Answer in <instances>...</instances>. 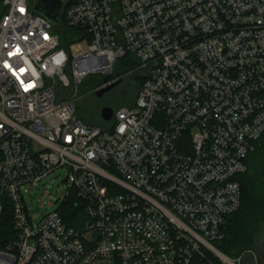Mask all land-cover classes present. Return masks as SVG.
<instances>
[{"label":"built area","instance_id":"1","mask_svg":"<svg viewBox=\"0 0 264 264\" xmlns=\"http://www.w3.org/2000/svg\"><path fill=\"white\" fill-rule=\"evenodd\" d=\"M33 8L0 0V264H242L217 244L264 141V0H65L60 24L83 32L68 49ZM126 56L135 104L85 124L62 95L116 82ZM60 170L63 205L37 221L23 190Z\"/></svg>","mask_w":264,"mask_h":264},{"label":"trees","instance_id":"2","mask_svg":"<svg viewBox=\"0 0 264 264\" xmlns=\"http://www.w3.org/2000/svg\"><path fill=\"white\" fill-rule=\"evenodd\" d=\"M55 28L61 34L62 46L66 49L71 44L80 41L83 35V32L70 29L62 24ZM128 59L133 60L132 57L126 56L118 62L112 77V79H119L120 84L124 81L123 79L130 78V73L137 66L135 61H132L131 64L126 63ZM135 80V83L142 81L138 72H135ZM100 85L101 82H96L92 87L94 96H96V90ZM139 85L141 86V82ZM101 122L103 124L102 120ZM247 165L248 172L237 178L242 190L241 208L226 218L222 226L224 238L217 244L223 254L233 259L254 253L260 238L264 247V237H261L264 230V141L258 146L256 152L248 157ZM62 215L70 227L83 231L87 215L83 203L78 199H68L65 202ZM11 218V212L5 210L0 219V241L5 240L7 234L11 233Z\"/></svg>","mask_w":264,"mask_h":264},{"label":"rangeland","instance_id":"3","mask_svg":"<svg viewBox=\"0 0 264 264\" xmlns=\"http://www.w3.org/2000/svg\"><path fill=\"white\" fill-rule=\"evenodd\" d=\"M133 60L130 61L128 59L126 63L131 64ZM135 72L136 66L133 72L130 73V78H122L124 81L120 85L101 98L93 95L92 87L96 82H101V84H103L104 78L102 76L91 75L78 86L77 91L73 89L70 93L63 94L62 99L75 101L76 116L85 124L89 126H102L104 125L101 122L102 119L100 115L102 108L110 107L113 110H118L122 107L135 104L139 91V84L141 82L138 81V83H135ZM118 80L119 79H116V81ZM64 178L65 171L60 170L51 174L38 187H30L28 190H26V188L23 190L26 205L35 220L37 219L38 221L49 213L57 211L62 207V200L67 191ZM53 179H55V182H52ZM36 216H38V218H36ZM261 237H264V230L262 231ZM261 240L260 238L256 245V251H254V253H248L244 257V260H242V264H264V247Z\"/></svg>","mask_w":264,"mask_h":264},{"label":"water","instance_id":"4","mask_svg":"<svg viewBox=\"0 0 264 264\" xmlns=\"http://www.w3.org/2000/svg\"><path fill=\"white\" fill-rule=\"evenodd\" d=\"M65 7V0H34V12L46 18L53 26H58L61 23L62 11ZM111 81L110 77H105L103 82L105 84ZM120 85V81L113 82L105 88L96 93L98 98L103 97L106 93L113 90ZM101 119L103 122H110L114 110L110 107H104L100 111Z\"/></svg>","mask_w":264,"mask_h":264},{"label":"clouds","instance_id":"5","mask_svg":"<svg viewBox=\"0 0 264 264\" xmlns=\"http://www.w3.org/2000/svg\"><path fill=\"white\" fill-rule=\"evenodd\" d=\"M59 59H56L54 58V62L57 64V65H60L62 60L66 59V57L64 56V54L61 52L59 54H57Z\"/></svg>","mask_w":264,"mask_h":264},{"label":"snow or ice","instance_id":"6","mask_svg":"<svg viewBox=\"0 0 264 264\" xmlns=\"http://www.w3.org/2000/svg\"><path fill=\"white\" fill-rule=\"evenodd\" d=\"M21 11H23V9H21ZM17 52H19V49H17ZM5 66H6V67H9V65H7V64H6Z\"/></svg>","mask_w":264,"mask_h":264}]
</instances>
